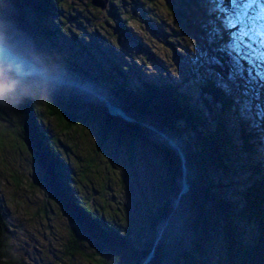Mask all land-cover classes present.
Returning <instances> with one entry per match:
<instances>
[{
    "label": "trees",
    "instance_id": "obj_1",
    "mask_svg": "<svg viewBox=\"0 0 264 264\" xmlns=\"http://www.w3.org/2000/svg\"><path fill=\"white\" fill-rule=\"evenodd\" d=\"M58 1L5 0L0 7V22L6 8L19 14V20L12 16L20 26L19 36L5 38L12 50L43 65L47 74L74 80L105 95L135 119L140 116L128 123L109 117L98 103L83 117L77 113L76 94L70 86L52 82V88H48L47 81L19 79L7 68L10 83L16 86L9 91L19 100L15 115L21 118L23 134L50 198L73 223L68 233L69 250L91 264H141L154 244V256L147 264H264V113L255 105L250 113L242 112L235 86L230 90L217 86L216 73L224 75L218 67L228 69V64L218 51L222 40L214 30L220 22L210 0H196L199 7L203 2L202 17L188 11L199 26L204 25V31L211 35L210 47L215 49L210 52L215 74L189 68L188 74L199 83L197 95L189 87L184 89L179 80L146 79L122 57L94 42L83 45L77 40L75 47L67 49L66 32L52 19ZM181 6L190 5L183 1ZM1 26L10 36L11 25L4 20ZM33 95L44 98L48 114L67 131L76 121L97 123L98 148L109 138L126 148L135 143L144 145L160 161L155 199L143 196L135 202L137 209L124 208L121 222L115 213L106 216L105 204H92L80 195L70 167L41 124ZM92 96L88 100L95 98ZM260 101L264 108V90L256 104ZM154 123L185 158L189 190L177 204L182 168L167 139L147 128ZM86 243L89 253L80 248ZM0 264H20L13 253L11 231L1 204Z\"/></svg>",
    "mask_w": 264,
    "mask_h": 264
},
{
    "label": "rangeland",
    "instance_id": "obj_2",
    "mask_svg": "<svg viewBox=\"0 0 264 264\" xmlns=\"http://www.w3.org/2000/svg\"><path fill=\"white\" fill-rule=\"evenodd\" d=\"M183 1L189 3V8L181 6ZM4 3L5 0H0V7ZM200 3L203 6V2ZM57 5V13L52 19L66 32L67 49L70 45L75 47L77 40L83 45H88L87 41L94 42L104 46L112 55L122 57L124 63L133 66L137 74L146 79L179 80L183 88L189 87L194 95H197L199 83L188 74L190 66L194 71L215 74L210 61V52L215 51L210 47L211 35L204 31V25L199 26L195 18H190L192 14L188 12L192 10L196 18L202 17V6L199 7L196 0H106L104 9L91 5V0H59ZM170 8L176 13L172 14ZM16 12L10 8L5 10L1 22L9 23L12 33L8 36L0 22L4 38L19 36L20 26L12 17L13 14L16 18L19 16ZM7 68L0 63V204L11 231L13 253L20 264H91L84 256L72 253L67 246L73 223L50 198L40 167L23 134L21 118L15 115L19 100L14 92L9 91L10 87L14 90L16 86L10 83ZM218 68L227 77L228 69L224 66ZM216 74L217 79L224 78V75ZM59 80L55 77L48 79L47 87L52 88V82L57 84ZM64 85L73 88L77 113L83 117L85 111L96 104L97 98L102 104L109 100L74 80H64ZM89 95L95 97L94 101L88 100ZM33 98L38 103L41 124L70 167L74 187L80 195L92 204H105L106 216L115 213L114 217L121 222L124 208L129 211L137 209L135 202L143 196L155 199L160 161L144 145L135 143L132 148H126L109 138L103 147L98 148L97 123L76 121V125L67 131L64 124L48 114L41 95H33ZM115 107L128 118L117 116L120 120L132 123L140 119V116L135 119L127 114L118 105ZM155 125L147 128L166 140L168 137ZM183 160L186 173L184 156ZM128 221H131L130 217ZM88 245L80 247L84 253L90 252Z\"/></svg>",
    "mask_w": 264,
    "mask_h": 264
},
{
    "label": "snow or ice",
    "instance_id": "obj_3",
    "mask_svg": "<svg viewBox=\"0 0 264 264\" xmlns=\"http://www.w3.org/2000/svg\"><path fill=\"white\" fill-rule=\"evenodd\" d=\"M217 14L222 43L218 51L226 58V79H217V86L230 90L235 86L242 112H251L253 101L264 90V0H210ZM238 82H242V85ZM245 99L242 101L239 97ZM256 109L264 113L257 103Z\"/></svg>",
    "mask_w": 264,
    "mask_h": 264
},
{
    "label": "water",
    "instance_id": "obj_4",
    "mask_svg": "<svg viewBox=\"0 0 264 264\" xmlns=\"http://www.w3.org/2000/svg\"><path fill=\"white\" fill-rule=\"evenodd\" d=\"M91 5L96 6L98 8L104 9L106 7V0H91ZM11 32V31H10ZM0 63L5 64L9 67L12 74L19 79H26V78H34L37 77L41 81L46 82L48 79H51L52 77H48L45 75L42 70L34 65V62L31 58L20 55L12 50L10 44L7 42V40L1 35L0 33ZM58 86H62L64 84V81H56ZM71 84V83H69ZM102 99V98H100ZM96 104H100L105 109V112L109 117L117 118V116H120L124 119H127L126 116L122 113V111L111 104H105V107L100 103L99 99H96ZM94 101V100H93ZM95 104V105H96ZM168 146L174 150H176L179 154L180 161L182 163V171H181V188L179 192L176 195V204L179 202L180 198L188 192L189 190V184L186 181L185 178V168H184V160L183 156L179 150V147H177L175 144H173L170 140L167 141ZM154 249L155 245H153V248L146 256L145 260L142 264H147L152 257L154 256Z\"/></svg>",
    "mask_w": 264,
    "mask_h": 264
},
{
    "label": "bare ground",
    "instance_id": "obj_5",
    "mask_svg": "<svg viewBox=\"0 0 264 264\" xmlns=\"http://www.w3.org/2000/svg\"><path fill=\"white\" fill-rule=\"evenodd\" d=\"M32 61H33V60H32ZM33 62H34V61H33ZM34 65L37 66V67H39V68L42 70V72H43L45 75H47L48 77H49V76L54 77V76H52V75L47 74V72H46L45 69H44L45 67H43V65H40V64L35 63V62H34ZM61 81H64V80H61ZM101 101H102V100H101ZM105 104H111V103H110L109 101H105ZM105 104H104V105H105ZM111 105H113V104H111ZM113 106H115V105H113ZM130 118H131V117H130Z\"/></svg>",
    "mask_w": 264,
    "mask_h": 264
}]
</instances>
